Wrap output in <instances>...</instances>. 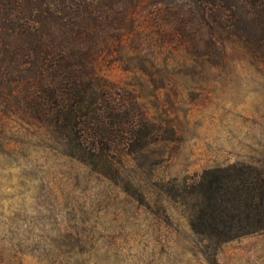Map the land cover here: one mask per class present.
<instances>
[{
  "label": "rangeland",
  "instance_id": "1",
  "mask_svg": "<svg viewBox=\"0 0 264 264\" xmlns=\"http://www.w3.org/2000/svg\"><path fill=\"white\" fill-rule=\"evenodd\" d=\"M225 47L105 68L122 122L96 160L0 123V264H264V233L213 247L191 227L207 173H264V61Z\"/></svg>",
  "mask_w": 264,
  "mask_h": 264
},
{
  "label": "trees",
  "instance_id": "2",
  "mask_svg": "<svg viewBox=\"0 0 264 264\" xmlns=\"http://www.w3.org/2000/svg\"><path fill=\"white\" fill-rule=\"evenodd\" d=\"M170 43L195 61L227 45L264 61V0H0V123L40 131L77 160L101 158L108 126L122 122L105 68L156 63ZM263 174L202 177L194 234L217 247L264 233Z\"/></svg>",
  "mask_w": 264,
  "mask_h": 264
}]
</instances>
